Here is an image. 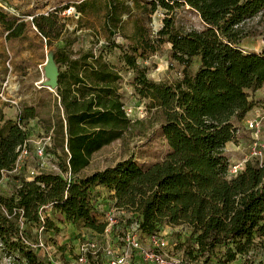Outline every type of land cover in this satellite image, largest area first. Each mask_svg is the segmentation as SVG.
I'll use <instances>...</instances> for the list:
<instances>
[{
  "label": "trees",
  "instance_id": "trees-1",
  "mask_svg": "<svg viewBox=\"0 0 264 264\" xmlns=\"http://www.w3.org/2000/svg\"><path fill=\"white\" fill-rule=\"evenodd\" d=\"M96 1L77 0L73 6L84 15ZM101 1L103 27L111 37L122 31V14L129 6L125 0ZM148 3L164 11L155 36L137 25L125 45L107 41L95 52L73 50L71 41L65 40L53 52L58 66L53 112L49 119L39 120L50 133L60 172H42L31 179L15 177L13 191L0 194V241L4 255L14 257L16 264H46L22 241L31 229L35 237L44 205L50 204L51 212L60 213L65 222L102 235L106 223L96 206L97 186L123 212L114 228L120 234L133 220L144 236L160 234L166 226L184 228L181 239L173 244L183 263L209 264L213 257L218 264H228L251 255L263 243L264 159L249 158L236 176L229 177L225 146L236 141L239 124L254 106L249 91L264 86V47L251 52L239 46L245 37L257 33L264 40L263 31L245 27L246 21L264 17V0ZM179 8L196 13L202 27L177 26L173 12ZM58 22L57 10L32 17L47 44L63 31L64 24ZM0 23L7 38L20 36L25 25L2 13ZM165 42L170 44V59L181 66L180 76L156 82L146 76L142 63ZM114 48L122 67L133 74L136 94L147 101L149 110L160 114L168 151L145 167L128 157L81 175L95 152L133 125L119 91L121 69L107 52ZM193 58L197 59L194 70ZM36 117L31 105L19 109L15 118L0 117V179L14 168L17 147L28 139L26 124ZM45 219V230L58 234L60 226L54 217Z\"/></svg>",
  "mask_w": 264,
  "mask_h": 264
},
{
  "label": "rangeland",
  "instance_id": "rangeland-1",
  "mask_svg": "<svg viewBox=\"0 0 264 264\" xmlns=\"http://www.w3.org/2000/svg\"><path fill=\"white\" fill-rule=\"evenodd\" d=\"M77 0H0V13L7 19L16 22L23 21L22 34L18 37L7 38L6 31L0 23V117L12 118L18 110L25 105L34 106L38 117L30 119L26 124L28 134L29 153L19 161L16 171L8 173L0 179V194H8L13 191L17 184L15 177L26 176L30 171L53 172L52 165L58 168V160L53 153L54 145L52 139L45 144L48 158L44 159L45 165L40 167V160L34 153V146L39 142H44L46 134L42 128L40 120L49 119L53 112L52 98L54 92L47 85L48 80L46 70L48 66L57 64L51 61L55 49L63 45V41H71L70 47L73 50L88 48L98 52L107 41H114L119 44H127L137 25L143 26L150 36H155L159 29L164 11L157 7L152 9L149 0H125L128 4V11L122 14V31L108 36L103 27L102 1L94 2L84 15L76 11L73 3ZM67 7L66 9H64ZM57 10L59 18L58 24L63 23L64 28L59 37L51 39L50 44L46 43L37 28L32 24V17L39 14H48ZM174 22L184 29L202 27V23L196 13L187 9L179 8L173 12ZM247 30L264 32V17L256 16L245 23ZM54 34V33H53ZM245 51L260 52L264 47L262 34L249 35L239 44ZM170 44H161L157 51L150 54L143 66L146 76L156 82L172 81L178 78L181 66L172 61L169 57ZM110 59L117 63L123 75L119 83V91L122 96L124 110L128 118L133 122L131 128L119 139L103 146L95 152L88 167L81 171V175L102 169L115 162L132 157L136 163L145 167L153 162L161 160L168 146L160 131V114L155 109H148L147 101L139 97L134 91L132 84V73L122 67L118 49L107 51ZM197 67V59L193 58L191 68ZM250 99L254 106L246 118L239 124V132L236 141L228 144L226 151L231 162H236L248 157L254 150L264 148L260 143L264 141V134L258 138L259 143L254 146L256 140L252 136V131L247 128V120L257 118L262 120L264 125V89L249 91ZM40 119V120H39ZM253 148V149H252ZM100 196V195H99ZM98 196V197H99ZM50 215L59 223V232L53 235L50 242L55 248L51 254L52 259L64 264H76L74 262L78 251L80 238L83 235L95 237L86 229L77 228L70 222H65L60 214L51 212ZM30 230V229H29ZM182 227L166 226L162 234L167 236L168 243L172 246L169 252L170 264H177V259L181 256L174 248L173 244L178 242L184 232ZM33 229L27 234V240H32ZM80 240V241H79ZM258 248L252 250V254L246 257L239 256L236 260L228 264H264V238ZM143 245H147L142 241ZM263 244V247H262ZM63 248V249H61ZM0 264H7L6 257L0 251ZM85 264H96L90 259ZM99 264H106L105 259H101ZM142 264V262L136 263ZM184 264H188L185 263ZM196 264H201L200 262ZM209 264H218L215 258H211Z\"/></svg>",
  "mask_w": 264,
  "mask_h": 264
},
{
  "label": "built area",
  "instance_id": "built-area-1",
  "mask_svg": "<svg viewBox=\"0 0 264 264\" xmlns=\"http://www.w3.org/2000/svg\"><path fill=\"white\" fill-rule=\"evenodd\" d=\"M42 38L45 40L44 37ZM262 88L264 89V86ZM261 121L262 120H258L257 118H251L246 121L247 128L252 131V136L256 139L253 143L254 146L259 143V141H257L258 138L264 134V125ZM50 139V135H48L44 142L39 141L34 146V153L40 160V167L45 165L44 159L48 158L45 144L48 143L47 141H50ZM27 143L28 139L21 147H17L19 153L15 166L8 173L16 171L20 159L28 155L29 143ZM260 147L264 148V141L262 144L260 143ZM251 157H255L261 162L264 159V153H262V149H257L248 157L242 158L236 162L230 161L227 175L229 177L236 176L243 169L245 162ZM52 168L54 170L52 173L60 172V169L55 164L52 165ZM42 172L43 171L32 170L25 178L31 179ZM70 178L71 174L68 172L67 180H70ZM97 202L96 206L106 223L104 232L102 235H95V237L83 235L80 238L81 242L78 246L76 258L72 263L85 264L91 259L93 263L99 264L101 259H105L106 264H136L139 262H142V264H170L169 252L171 246L164 234L160 233L152 236H144L139 231L138 222L134 220L130 223L129 227L120 234L117 230L114 231V228L119 223L123 212L119 211L111 202H108L105 197H99ZM51 209L52 207L50 204L40 208L39 223L35 230V237L32 240H27L25 237H22V241L25 245L32 248L46 264H64L61 261L52 259L53 255L51 253L55 251V248L50 240L54 234L51 231L45 230V218L50 216ZM21 219L20 217L19 222L22 224ZM143 240L147 244L146 246L143 245ZM0 251L3 253V244L1 241ZM4 256L6 257L7 264H16L17 261L14 257ZM177 264H184L181 257L177 259Z\"/></svg>",
  "mask_w": 264,
  "mask_h": 264
},
{
  "label": "water",
  "instance_id": "water-1",
  "mask_svg": "<svg viewBox=\"0 0 264 264\" xmlns=\"http://www.w3.org/2000/svg\"><path fill=\"white\" fill-rule=\"evenodd\" d=\"M51 61L53 62L52 58ZM54 63V62H53ZM48 80L46 81L47 87L53 91L57 85V68L54 65L48 66L46 70Z\"/></svg>",
  "mask_w": 264,
  "mask_h": 264
},
{
  "label": "crops",
  "instance_id": "crops-1",
  "mask_svg": "<svg viewBox=\"0 0 264 264\" xmlns=\"http://www.w3.org/2000/svg\"><path fill=\"white\" fill-rule=\"evenodd\" d=\"M17 115V114H16ZM16 117V116H15ZM15 117H12V118H15ZM230 142H228L227 144H226V146H225V151H227V149H228V144H229ZM88 167V166H87ZM86 167V168H87ZM85 168V169H86ZM85 169H83V171L85 170ZM95 190L99 193V195H100V197L101 198H104L105 196H106V194H107V192H106V190L103 188V187H100V186H97L96 188H95ZM84 229V228H83Z\"/></svg>",
  "mask_w": 264,
  "mask_h": 264
}]
</instances>
